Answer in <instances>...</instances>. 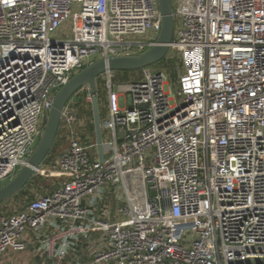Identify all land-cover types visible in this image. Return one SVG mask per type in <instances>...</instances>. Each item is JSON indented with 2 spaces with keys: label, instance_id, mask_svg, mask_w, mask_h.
<instances>
[{
  "label": "built area",
  "instance_id": "built-area-1",
  "mask_svg": "<svg viewBox=\"0 0 264 264\" xmlns=\"http://www.w3.org/2000/svg\"><path fill=\"white\" fill-rule=\"evenodd\" d=\"M170 2L163 59L176 60L175 81L164 67L141 69L138 81L114 83L111 70L98 77L102 162L75 113L74 97L92 99L79 88L58 127L67 144L52 168L61 180L0 213V256L264 264V0ZM160 30L157 0H0V186L27 165L41 118L74 74L143 54Z\"/></svg>",
  "mask_w": 264,
  "mask_h": 264
},
{
  "label": "water",
  "instance_id": "water-1",
  "mask_svg": "<svg viewBox=\"0 0 264 264\" xmlns=\"http://www.w3.org/2000/svg\"><path fill=\"white\" fill-rule=\"evenodd\" d=\"M157 4L161 15V30L156 45L138 56L97 60L74 74L69 81L59 89L53 99L46 120L44 121L42 135L32 155L28 159L27 165L23 166L12 179L0 186V204L20 191L30 177L33 176L35 170L41 166L54 142L65 104L82 86H88L90 94L92 95L90 106L94 138L98 160L100 162L103 161L100 113L96 95L97 78L106 70H140L161 61L165 57L173 31L172 7L170 0H157Z\"/></svg>",
  "mask_w": 264,
  "mask_h": 264
},
{
  "label": "rangeland",
  "instance_id": "rangeland-1",
  "mask_svg": "<svg viewBox=\"0 0 264 264\" xmlns=\"http://www.w3.org/2000/svg\"><path fill=\"white\" fill-rule=\"evenodd\" d=\"M69 27H70L69 22H66V25L64 26V30L66 32L64 33L63 37H66V38L70 37V32L68 31ZM150 38H151V36H148V35L137 37L138 40H146V39H150ZM163 60L164 59H162L161 61H159L155 64L146 66L145 68H147L148 70H151V71L153 69L160 70L159 67L163 68V66H162ZM166 73H167V76L169 78L168 72H166ZM114 78H115V74L112 75V81L113 82H114ZM99 86L101 87L103 94H102V98H100V102L98 101V104H99V109L101 110V113H104L105 109H106L105 87H104V81L101 78L97 79V87H99ZM172 90H173V88H172ZM74 99L76 101V97H74ZM121 104H122V101L120 100V105ZM46 117H47V114L44 115L40 121L42 131L44 129V121L46 120ZM63 137H64L63 131L60 130L59 136L57 138L61 142H59V141L56 142V146H54V149L49 154V157L47 158V160L43 161L39 171L37 173L33 174V177H38V179H39L37 184L36 185L31 184V186L24 188L23 194H19L16 197L13 196V197L9 198L8 200L4 201L3 203H1L0 204V213H10L12 211L22 209L23 207H25V205L29 201H31L32 199L38 197L39 195H41L43 193L50 192L56 186V184L60 180V177L57 175V173L53 172L54 170L52 167L54 166V163L57 161L60 152L64 148H66L67 142H66L65 138H63ZM3 183H1V185ZM123 198H124V195H123ZM13 257L14 256H11L10 254H4V255L0 256V264H6L5 259H10ZM27 260L30 261L29 262L30 264H35L37 262L38 258L33 257V256H28Z\"/></svg>",
  "mask_w": 264,
  "mask_h": 264
},
{
  "label": "trees",
  "instance_id": "trees-1",
  "mask_svg": "<svg viewBox=\"0 0 264 264\" xmlns=\"http://www.w3.org/2000/svg\"><path fill=\"white\" fill-rule=\"evenodd\" d=\"M162 63H163L162 66L164 67L165 71L168 72V74H169V78L172 81H174L176 78V68H177L176 60L175 59L163 60ZM114 74H115V78H114L115 83H123V82L130 81V80L131 81H138L141 79V71L140 70H134V71L115 70ZM102 94L103 93H102L101 87L100 86L97 87V99L99 102H100V98H102ZM73 106L75 108V113H76L77 117H79L81 120L82 119L84 120L83 126H82V131L85 134H87L91 137H94V130H93V123H92V119H91L92 115H91L90 106L83 103L81 98H77L76 101L74 100ZM59 132H60V129L57 131L55 139H54V143L52 144V146H51L46 158L44 159V161L47 160V158L49 157V154L53 151L54 146H56V142L59 141L57 138L59 136ZM63 138H65V137H63ZM59 142H61V141H59ZM38 180H39L38 177H33V176L30 177V179L27 181L25 186L13 196L16 197L19 194H23L24 188L31 186V184L36 185ZM19 210H21V209H19Z\"/></svg>",
  "mask_w": 264,
  "mask_h": 264
},
{
  "label": "crops",
  "instance_id": "crops-1",
  "mask_svg": "<svg viewBox=\"0 0 264 264\" xmlns=\"http://www.w3.org/2000/svg\"><path fill=\"white\" fill-rule=\"evenodd\" d=\"M11 256H14L13 258L10 259H5V263L6 264H30L29 260H27L28 256H32L30 251H25L22 253H8ZM29 254V255H28ZM35 264H44L43 262L37 260V262Z\"/></svg>",
  "mask_w": 264,
  "mask_h": 264
}]
</instances>
